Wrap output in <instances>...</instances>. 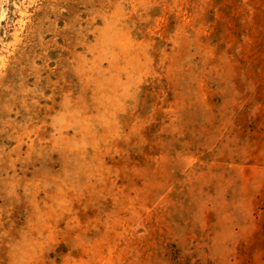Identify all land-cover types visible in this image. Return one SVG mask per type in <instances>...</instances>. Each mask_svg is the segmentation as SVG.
I'll use <instances>...</instances> for the list:
<instances>
[{
    "label": "rangeland",
    "instance_id": "rangeland-1",
    "mask_svg": "<svg viewBox=\"0 0 264 264\" xmlns=\"http://www.w3.org/2000/svg\"><path fill=\"white\" fill-rule=\"evenodd\" d=\"M0 264H264V0H0Z\"/></svg>",
    "mask_w": 264,
    "mask_h": 264
}]
</instances>
